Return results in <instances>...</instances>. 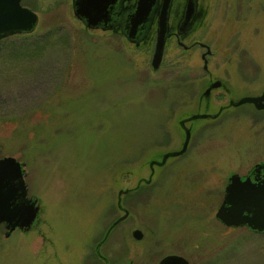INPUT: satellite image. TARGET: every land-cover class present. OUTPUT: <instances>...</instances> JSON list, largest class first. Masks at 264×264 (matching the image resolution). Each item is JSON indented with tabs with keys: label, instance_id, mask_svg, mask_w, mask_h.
I'll return each instance as SVG.
<instances>
[{
	"label": "rangeland",
	"instance_id": "rangeland-1",
	"mask_svg": "<svg viewBox=\"0 0 264 264\" xmlns=\"http://www.w3.org/2000/svg\"><path fill=\"white\" fill-rule=\"evenodd\" d=\"M21 3L38 21L0 39V157L20 162L35 217L0 222V264H264V232L215 216L228 176L264 162V108L221 110L264 89V0H197L187 48L168 38L157 68L155 23L136 45L72 0Z\"/></svg>",
	"mask_w": 264,
	"mask_h": 264
},
{
	"label": "water",
	"instance_id": "water-1",
	"mask_svg": "<svg viewBox=\"0 0 264 264\" xmlns=\"http://www.w3.org/2000/svg\"><path fill=\"white\" fill-rule=\"evenodd\" d=\"M123 0H72L73 13L85 25L90 27H111L114 21L111 10L114 6H122ZM172 0H134L126 12L123 31L132 40L135 31L144 25V32L149 27L151 15L156 10L155 45L151 57V65H160L166 37L169 32V8ZM115 3V4H114ZM181 27L190 22L197 6V0H185ZM125 15L122 17V21ZM38 21L37 13L21 3V0H0V38L34 29ZM128 30V31H127ZM145 34V33H144ZM144 36V35H143ZM142 36V37H143ZM142 37H139L142 39ZM139 39H136V41ZM206 64V59L204 60ZM252 102L257 108H264V89L257 95H246L238 103ZM206 113L200 114L201 117ZM189 130L185 131L182 147L174 151L183 152L189 138ZM167 156V154H165ZM124 189L119 192L121 194ZM125 212L122 217L126 215ZM216 218L227 226L245 225L257 232H264V162L254 165L251 172L241 177L237 172L228 176L224 194L215 211ZM35 217V205L26 196V185L20 162L12 155L0 157V222H5L9 230L16 226L29 225ZM133 235L141 237V231L135 229ZM157 264H189V260L181 254L169 253L162 256Z\"/></svg>",
	"mask_w": 264,
	"mask_h": 264
},
{
	"label": "flooded vegetation",
	"instance_id": "flooded-vegetation-1",
	"mask_svg": "<svg viewBox=\"0 0 264 264\" xmlns=\"http://www.w3.org/2000/svg\"><path fill=\"white\" fill-rule=\"evenodd\" d=\"M134 2V0H123L122 1V6H114L113 5V7H112V10H111V18H112V20L114 21L113 23V25L111 26V27H109L108 29H117V30H119L123 35H124V37L127 39V40H129V38H127V36H126V34L124 33V31H123V25L126 27V24H124V20H125V18H126V12H127V10L129 9V6H130V4L131 3H133ZM172 3H173V0H172V2H171V5H170V8H169V32H168V36L166 37V41H165V44H166V42H167V39L168 38H170V37H172V36H174L175 37V40L177 41V43L179 44V45H181L183 48H187V44H185L182 40H181V35L183 34V33H185L186 31H187V29H189V28H191L193 25H194V23L198 20V18H199V15H200V11H199V8H198V6H196V8H195V10H194V13H193V15H192V17H191V19H190V22L188 23V24H186V25H183V30H178V27H181L182 25V23H181V19L183 18V14H184V6L185 5H183L182 7H181V9H179V12H173V8H172ZM115 4V3H114ZM184 4H185V1H184ZM123 15H125V17H124V19H123V21H122V17H123ZM156 20H157V11L155 10L154 12H153V14L151 15V19H150V23H149V27L145 30V32H144V25L142 24V25H140L139 27H138V29H137V31H135V35L134 36H132L133 38H131L132 40H131V42H133L134 44H139L140 42H142V40L139 38V37H142L143 35V37H142V39H144L145 37H147L148 36V34H149V32L152 30V27H153V24L155 23V29H156ZM98 28H102V26H97ZM174 27H175V30H174ZM128 31V30H127ZM145 33V34H144ZM154 33L156 34V31H154ZM155 36V35H154ZM136 39H139V40H137L136 41ZM155 45V38H154V41H153V46ZM165 46V45H164ZM201 46H205V45H203V43L201 44ZM153 50H154V47H153ZM210 51H209V49H208V47H206L205 48V51H203V52H201V57H202V59H203V61L206 59V64H205V62H203V68L204 69H207V57H206V55L209 53ZM153 53V52H152ZM152 57V56H151ZM222 83H221V80L220 79H213L211 82H210V86L209 87H207L206 89H205V92L206 93H208L209 91H210V89L211 88H213V87H218V86H220ZM246 96V95H245ZM244 97V96H243ZM238 100L239 99H237L236 101H232L231 103H229L228 105H224L222 108H221V110L222 109H224V108H227L228 106H231V105H237V104H240V103H238ZM225 106H227V107H225ZM207 114V113H206ZM206 116H209V117H215L216 116V113H211V114H207ZM205 117V116H204ZM184 142V141H183ZM182 145H183V143H182ZM182 147V146H181ZM187 147V146H186ZM186 149V148H185ZM179 150V149H178ZM185 151V150H184ZM183 151V152H184ZM174 153V151L172 152V154ZM182 153V152H181ZM181 153H179V154H175V155H180ZM165 154H167V155H169V152H166ZM165 154L163 155V158L165 159V158H167L168 156H165ZM174 155V154H173ZM253 167H254V165H253ZM253 167L250 169V171L247 173V174H249L250 172H251V170L253 169ZM247 174H245V175H247ZM244 175V176H245ZM243 176V177H244ZM134 190V189H133ZM133 192H135V191H133ZM134 194V193H133ZM125 212H127L128 213V210L127 209H125L124 210V213ZM127 213H126V215L125 216H118V218L117 219H115L114 221H113V223H112V225L113 226H115L116 224H117V222H119V221H122L126 216H127ZM123 215V214H122ZM2 225L4 226V227H7L6 226V223H2ZM112 226V227H113ZM140 231H141V229H139ZM141 236H142V231H141ZM190 264V263H189Z\"/></svg>",
	"mask_w": 264,
	"mask_h": 264
},
{
	"label": "trees",
	"instance_id": "trees-1",
	"mask_svg": "<svg viewBox=\"0 0 264 264\" xmlns=\"http://www.w3.org/2000/svg\"><path fill=\"white\" fill-rule=\"evenodd\" d=\"M1 39V38H0ZM63 42H69L70 43V41H63ZM27 53H23V54H25V55H27V56H41L42 55V50H40L39 48H37V47H33V48H31V49H27ZM18 56H20V55H18ZM17 57V56H16ZM45 79V78H44ZM39 80H43V79H39Z\"/></svg>",
	"mask_w": 264,
	"mask_h": 264
}]
</instances>
